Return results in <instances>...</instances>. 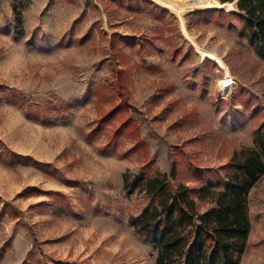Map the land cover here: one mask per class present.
<instances>
[{
  "label": "rangeland",
  "instance_id": "rangeland-1",
  "mask_svg": "<svg viewBox=\"0 0 264 264\" xmlns=\"http://www.w3.org/2000/svg\"><path fill=\"white\" fill-rule=\"evenodd\" d=\"M151 1L0 0V264H155L129 223L146 198L126 192L123 174L147 159L115 134L126 118L153 166L170 174L176 164L175 181L192 187L204 181L190 164L216 170L252 145L264 58L230 26L236 17L201 15L234 10ZM229 71L238 85L225 96ZM249 214L240 264H264V172Z\"/></svg>",
  "mask_w": 264,
  "mask_h": 264
},
{
  "label": "trees",
  "instance_id": "trees-1",
  "mask_svg": "<svg viewBox=\"0 0 264 264\" xmlns=\"http://www.w3.org/2000/svg\"><path fill=\"white\" fill-rule=\"evenodd\" d=\"M230 2L235 6H223ZM188 4L205 6L209 0H191ZM220 4L218 8L244 13L212 9L201 11V15L206 20L213 14L236 17L241 26L234 22L230 26L264 58V0H220ZM16 13L20 16L21 12ZM120 107L116 104L103 119ZM115 134L129 135L135 140L131 149L147 159L141 171L124 172L123 186L129 195L139 193L146 198L141 209L129 216V223L157 250L155 264H240L251 230L249 192L264 172V120L254 131L252 145L234 149L218 169L190 164L194 177L204 181L195 187L175 181L176 164L170 174L153 166L150 148L131 118L123 120ZM109 147L113 150L116 144L105 145L104 150ZM199 201H207L209 206L201 210Z\"/></svg>",
  "mask_w": 264,
  "mask_h": 264
},
{
  "label": "built area",
  "instance_id": "built-area-1",
  "mask_svg": "<svg viewBox=\"0 0 264 264\" xmlns=\"http://www.w3.org/2000/svg\"><path fill=\"white\" fill-rule=\"evenodd\" d=\"M238 85V80L232 72H225L220 79L219 91L221 95L228 96Z\"/></svg>",
  "mask_w": 264,
  "mask_h": 264
},
{
  "label": "water",
  "instance_id": "water-1",
  "mask_svg": "<svg viewBox=\"0 0 264 264\" xmlns=\"http://www.w3.org/2000/svg\"><path fill=\"white\" fill-rule=\"evenodd\" d=\"M236 1V3H237V0H235ZM237 7H238V5H237ZM238 9H239V7H238ZM234 11H237V12H239V13H244V11H240V9L239 10H234Z\"/></svg>",
  "mask_w": 264,
  "mask_h": 264
}]
</instances>
